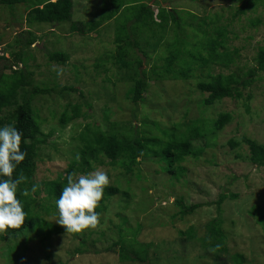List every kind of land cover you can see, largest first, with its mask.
Here are the masks:
<instances>
[{"label": "rangeland", "instance_id": "374dc122", "mask_svg": "<svg viewBox=\"0 0 264 264\" xmlns=\"http://www.w3.org/2000/svg\"><path fill=\"white\" fill-rule=\"evenodd\" d=\"M154 2L161 8H175L177 12L182 10L184 15L189 12L197 20L220 10H224V18L229 19L237 8L231 0H152L149 5H154V12ZM16 8L17 10L9 12L0 5V56L12 62L10 53H17L19 50L14 48L15 37L25 30L31 32L36 43L25 51L33 57L26 61L25 69L35 85H46L48 88L55 86L56 90L49 95L35 96L31 102L32 108L38 112L39 120H44L40 129L50 137L47 145L39 152L35 181L40 183L51 180L60 173L64 176V170L77 150L78 136L87 126L92 129L98 126L104 131L108 129V124H114L121 133H124L125 127L131 126L139 130V137H142L141 133L146 134V137H154L159 136V133L151 126L152 123L162 129H169L175 123L199 117L213 119L219 112L230 113L232 123L219 133L216 145L212 149H206L197 159L187 157L181 163L184 171L178 179L163 172V164L153 156L140 159L132 167V173H126L120 166L112 168L106 165L94 171L106 172L110 178L108 186L118 187L128 195L126 198L119 193L110 200L106 215L108 219L119 226V217H124L127 220L123 226L125 229H134L139 225L141 233L137 234L138 237L144 243L153 242L154 253L173 250L171 257L174 259L171 264H210L208 260L196 258L203 256L207 250L198 249L200 244L194 241L185 244L186 237L179 233L192 229L200 239L205 234L206 224L217 217L222 219V229L227 236V255L244 254V264H264V232L254 219L252 221L246 217L253 205L264 207V174L256 173L254 167L244 160L248 152L245 145L235 150L228 145L230 140L240 141L242 136L264 144V80L258 83L260 88L252 90V99L248 105L250 113H246L242 101L230 99H225L208 110H198L196 103L203 97L196 89L194 79H152L147 84L142 102L133 104L127 98L126 82H119L122 71L106 57L113 54L115 49L113 20L102 24L97 32L80 36L70 33V23L26 24L24 19L28 9L23 5ZM110 8L111 0H73L72 22L98 20ZM260 14L264 16V8H258L254 14L246 13L232 19L231 30L239 37L233 43L235 46L252 37L240 51L239 65H251L254 49L264 46V24L255 29L247 26V19ZM236 26L245 28L240 32ZM187 30L188 28L185 31ZM53 52L65 53L69 58L68 62L64 66L49 62L47 56ZM135 55L141 57L139 52ZM149 55L152 58L160 56V51L150 52ZM151 63L145 62L146 65L141 69L148 72ZM4 65L8 66L10 63L0 60V71L10 74L9 69H2ZM22 67L23 64H19L14 70ZM74 67H77L75 73ZM58 70L60 75L57 74ZM76 77L80 82L74 81ZM105 79H110L111 83L105 82ZM64 86H72L76 88V92L69 96L66 93L58 95L57 91ZM104 87L109 90L107 94L102 89ZM77 92L81 93V98ZM83 99L90 104V118L77 119L71 125L61 127L56 116L63 106L68 101L82 102ZM4 114H7L5 109L0 111V120ZM237 155L241 157L237 158ZM223 192L237 197L224 201L217 211L215 203ZM179 202L185 207H200L189 215L181 216ZM55 218L50 216L49 221L55 223ZM107 225L108 223L102 228H92L93 233L89 235L88 232H83L78 238L66 234L52 237L45 243L47 248L36 241H30L20 260L18 258L21 252H17L16 257L9 258L5 252L6 247H0V264H119L116 255L102 252V249L108 248L117 240V230H111L108 235ZM100 233L103 234L101 237ZM83 239L85 244L81 243ZM193 248L196 250H192ZM179 253L181 255L178 256ZM227 255L221 256L222 261L232 264ZM45 256L49 258L46 259ZM14 258L16 261L11 263ZM222 261L218 264H223Z\"/></svg>", "mask_w": 264, "mask_h": 264}, {"label": "trees", "instance_id": "16d2710c", "mask_svg": "<svg viewBox=\"0 0 264 264\" xmlns=\"http://www.w3.org/2000/svg\"><path fill=\"white\" fill-rule=\"evenodd\" d=\"M151 1L111 0V10L102 14L98 20L85 23L72 22L73 0H0V5L6 7L9 12L17 10L18 5L25 6L28 9L24 19L26 24L70 23V33H77L80 36L97 32L102 24L113 20L115 49L113 54L106 57L122 71L119 82H126L127 98L133 104L142 102L147 84L152 79L157 81L194 79L195 87L203 97L196 103L198 110L203 111V108L208 110L225 99H230L242 101L246 113H250L248 105L252 99V90L260 88L258 83L264 80V46L254 49L251 65H239L240 51L252 37L248 40L244 39L235 46L233 43L239 40V37L231 30V24L232 19L246 13L254 14L258 8H264V0H231L232 4L237 6L231 18H224L222 12L224 10H220L213 12L214 14L208 13L200 20L189 12L184 15L185 12L182 10L177 12L175 8L158 7L156 2H154L156 7L154 12V5L152 7L149 5ZM263 19L264 16L261 14L258 17L249 18L247 26L255 29L264 24ZM186 28H188L187 32ZM237 28L243 32L245 26ZM167 34H170L168 38H166ZM13 42L14 48L19 50L17 53H10L12 62L0 56V60L10 63L8 66L4 65L2 69H9L11 72L4 74L0 71V111L5 109L7 113L1 118L0 126L10 124L22 133L20 147L27 155L14 170L13 178L19 174L25 177L18 186L17 198L22 202L26 215L24 223L19 228L0 232V247H6L5 252L9 258L16 257L17 252H21L18 258L20 260L26 252V244L30 241H36L47 248L45 243L52 237L66 234L78 238L83 232H88L87 235L93 233L92 228L81 232H66L64 226L49 221L50 216L58 219L55 201L67 184L68 174H73L75 179L103 165L112 168L120 166L126 173H132V167L138 164L140 159L153 156L163 164L161 168L163 172L178 179L184 171L181 169V163L187 157L197 159L206 149H212L216 145L219 133L232 123L233 118L227 112H219L213 119L199 117L184 123H175L169 129H162L156 123H152L151 126L159 133V136L154 137H146L144 133H141L142 137H139V130L131 126L125 127L124 133L118 132L114 124H108V129L104 131L98 126L93 129L87 126L78 136L77 150L66 166L64 176L60 173L51 180L38 183L35 181L37 159L50 137L43 134L40 129L44 120H39L38 112L32 108L31 102L35 96L49 95L56 90L55 86L48 88L46 85L41 87L35 85L25 69L26 61L33 58L25 53L36 43L33 34L25 30L20 36L15 37ZM9 49H11L10 46ZM155 51H160V56L152 58L149 53ZM137 52L141 54V57L135 55ZM47 59L49 62L64 66L69 58L65 53L53 52L48 54ZM150 61L151 66L148 72H145V69L141 68L146 65L145 62ZM19 64H23V67L14 70L13 68H17ZM73 72H77V67L73 68ZM74 81L80 82L78 77ZM104 81L111 83L110 79ZM102 89L106 94L109 91L105 87ZM74 92L76 88L72 86H64L57 91L58 95L66 93L67 96ZM77 94L81 98V93L77 92ZM89 111L90 104L84 99L82 102L68 101L56 118L61 127H66L77 119L90 118ZM228 145L232 150L245 145L248 152L244 160L254 167L256 173L264 174L263 143L242 136L240 141L230 140ZM77 155L79 159H76ZM33 185L37 186L34 192ZM119 193L128 198L126 191H121L118 187H105L104 196L96 208L101 218L95 229L102 228L108 223L106 226L108 235L111 230H117V240L108 248L102 249V252L116 255L119 264H171L174 259L171 257L173 250L154 253L152 248L154 243H144L138 237L137 234L141 233L139 225H136L134 229H125L123 226L127 220L124 217H119V226L108 219L106 216L108 203ZM236 197L234 194L223 192L215 203L216 210L219 211L224 201ZM179 206L181 216L190 214L200 207L199 205L185 207L180 202ZM103 215H105L104 218ZM246 217L252 221L254 219L256 225L264 232L262 205H253ZM222 224V219L218 217L207 223L205 234L200 239L196 237V232L192 229L179 234L186 237V242L183 240L185 244L194 241L200 244L198 249L207 250L203 256L196 258L208 260L210 264H218L223 260L221 256L228 254L227 236L223 232ZM102 235L100 233L99 237ZM81 243L85 244V239ZM182 248L184 250L185 246L183 245ZM77 252L80 253L79 250ZM227 256L232 264L246 262L244 254ZM45 258L49 257L45 256ZM15 259H12L14 261L11 263H14ZM223 264L226 263L223 262Z\"/></svg>", "mask_w": 264, "mask_h": 264}, {"label": "clouds", "instance_id": "9594fccd", "mask_svg": "<svg viewBox=\"0 0 264 264\" xmlns=\"http://www.w3.org/2000/svg\"><path fill=\"white\" fill-rule=\"evenodd\" d=\"M57 74H61L59 70ZM21 141L22 133L15 126H0V232L19 228L25 221L23 204L17 198L18 186L25 177L19 174L13 178L14 170L27 155L21 150ZM76 159H79L78 155ZM109 183V176L101 170L81 174L75 179L73 174H68L67 184L55 201L56 222L64 226L66 232L96 228L101 218L96 208ZM36 189L37 186L33 185L32 191Z\"/></svg>", "mask_w": 264, "mask_h": 264}]
</instances>
